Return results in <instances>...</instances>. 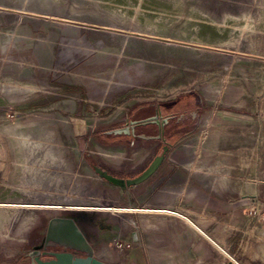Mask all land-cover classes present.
Here are the masks:
<instances>
[{
    "label": "crops",
    "instance_id": "0c3cea01",
    "mask_svg": "<svg viewBox=\"0 0 264 264\" xmlns=\"http://www.w3.org/2000/svg\"><path fill=\"white\" fill-rule=\"evenodd\" d=\"M232 1L253 3L247 13H231L233 18L247 17L242 33L249 34L247 42L232 49L258 52L233 59L220 82L211 79L206 87L166 100L124 102L101 115L89 108L82 112L81 123L67 116L78 110L74 96L57 97L49 106L37 104L39 110L51 112V163L66 170L64 187L58 180H51L50 187L82 195L91 187L97 193H119L114 221L125 238L130 232L129 258L111 262L105 258L108 252L101 256L95 251L99 259L112 264H264V0ZM239 65L240 75L235 72ZM79 130L81 137L76 136ZM165 142L171 151L161 158ZM85 144L88 153L82 154ZM6 157L0 180L15 185L0 186V248L12 237L30 238L22 234L26 229L41 234L37 217L10 229L18 217L10 216L9 206L42 204L20 202L28 191L23 173L31 156L26 148L17 144ZM75 172L76 190L69 179ZM67 205L92 210L98 223L109 220V207ZM66 216L75 219L90 241L84 217ZM222 249L236 261L227 259Z\"/></svg>",
    "mask_w": 264,
    "mask_h": 264
},
{
    "label": "rangeland",
    "instance_id": "374dc122",
    "mask_svg": "<svg viewBox=\"0 0 264 264\" xmlns=\"http://www.w3.org/2000/svg\"><path fill=\"white\" fill-rule=\"evenodd\" d=\"M251 5L232 0H0V164L22 144L31 158L23 173L28 191L20 202L42 204L9 206L10 216L18 217L10 229L37 217L41 234L26 229L22 234L30 238H10L9 245L0 248V264H37L32 252L46 234L49 219L66 215L84 217L96 254L108 252L105 258L111 262L128 261L130 232L125 238L114 221L117 191L97 193L91 187L82 195L50 187L51 180L64 187L66 170L51 163V112L39 110L37 104L49 106L57 97L74 96L78 110L67 116L81 123L82 112L89 108L101 115L124 102L166 100L206 87L211 79L220 82L233 59L258 52L232 49L247 42L249 34L242 33L247 17L233 18L231 13H247ZM235 72L241 74L240 65ZM77 132L81 137L83 130ZM87 149L85 144L82 154ZM170 151L165 142L159 155ZM69 179L76 190L77 173H70ZM14 185L0 180L2 187ZM82 202L109 207L104 210L109 220L98 223L92 210L67 205ZM104 224L106 229L100 230Z\"/></svg>",
    "mask_w": 264,
    "mask_h": 264
},
{
    "label": "water",
    "instance_id": "95a60500",
    "mask_svg": "<svg viewBox=\"0 0 264 264\" xmlns=\"http://www.w3.org/2000/svg\"><path fill=\"white\" fill-rule=\"evenodd\" d=\"M55 245L64 249L47 250V247ZM41 247L45 249L38 254ZM33 254L37 264H112L96 257L93 245L75 219L68 216L50 219L44 241L35 247Z\"/></svg>",
    "mask_w": 264,
    "mask_h": 264
},
{
    "label": "flooded vegetation",
    "instance_id": "af4514ba",
    "mask_svg": "<svg viewBox=\"0 0 264 264\" xmlns=\"http://www.w3.org/2000/svg\"><path fill=\"white\" fill-rule=\"evenodd\" d=\"M46 233H47V229H46ZM45 236H46V234H45L44 237L40 240V243L34 246V250H33V252L35 251V247H36V246H38V245H40V244L43 243ZM44 249H45L44 247L39 248V250H38L39 253H38V254H41V253L43 252ZM63 249H64V248H63L62 246H59V245L49 246V247H47V250H54V251H59V250H63ZM33 252H32V255H33V257H34Z\"/></svg>",
    "mask_w": 264,
    "mask_h": 264
},
{
    "label": "built area",
    "instance_id": "2783aa9c",
    "mask_svg": "<svg viewBox=\"0 0 264 264\" xmlns=\"http://www.w3.org/2000/svg\"><path fill=\"white\" fill-rule=\"evenodd\" d=\"M171 212H173V213H177V214H179V215H182V216H186L184 213H182V212H179V211H177V210H171ZM222 251L224 252V254H225V257L227 258V259H229V260H234V261H236L235 259H234V257L231 255V253H229L227 250H225V249H222Z\"/></svg>",
    "mask_w": 264,
    "mask_h": 264
}]
</instances>
